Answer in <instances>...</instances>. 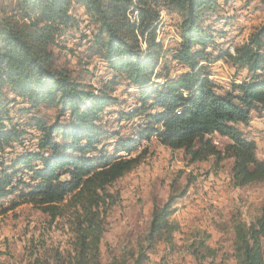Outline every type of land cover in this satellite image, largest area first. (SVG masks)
<instances>
[{"label": "trees", "instance_id": "16d2710c", "mask_svg": "<svg viewBox=\"0 0 264 264\" xmlns=\"http://www.w3.org/2000/svg\"><path fill=\"white\" fill-rule=\"evenodd\" d=\"M220 1L228 2L0 0V153L13 152L10 159H0V214L31 204L51 223L62 220L71 234L69 250L52 249L48 258L34 257L27 264H103V216L112 203L108 188L145 154L126 158L117 153H131L141 141L154 137L191 162L229 159L234 187L264 183V160L257 158L255 143L240 128L248 126L253 113L264 114V20L231 54L215 40L214 33L223 34L206 23L218 15ZM260 3L264 6V0ZM75 5L95 26L94 54L112 73L97 90L57 65L54 50L66 48L59 40L73 37L78 24L71 15ZM161 8L180 19L175 28L179 41L171 49L157 40ZM128 13H134V21ZM220 61L238 77L224 87L211 79L209 69ZM174 64L180 73L173 74ZM120 81L135 89L139 104L130 113L118 111L117 122L143 119L126 138L109 130L101 117L118 105L114 92ZM17 105L20 115L49 106L55 110L54 121L30 117L13 125ZM27 129L37 133L36 151L14 153L15 145L23 146L26 136H33ZM213 135L229 143L217 149ZM110 139L112 152L104 144ZM184 195L182 191L178 198ZM176 198L155 205L136 248L107 264H145L158 247L172 251L179 227L169 219ZM263 245L264 205L252 223L234 224L230 259L264 264ZM191 247L195 256L214 264L217 253L204 241Z\"/></svg>", "mask_w": 264, "mask_h": 264}, {"label": "rangeland", "instance_id": "374dc122", "mask_svg": "<svg viewBox=\"0 0 264 264\" xmlns=\"http://www.w3.org/2000/svg\"><path fill=\"white\" fill-rule=\"evenodd\" d=\"M218 15L210 24L216 31L215 40L229 53L241 44L253 29L264 20V6L260 0L220 1ZM71 15L78 21L72 30L73 37L61 42L64 49L54 50L57 65L66 68L76 80L91 85L95 90L112 77L107 63L94 54L93 36L96 33L90 17L78 6H73ZM134 13H128L134 21ZM180 19L170 16L160 9L157 21V40H163L164 47L171 49L179 41L176 31ZM91 48V49H89ZM163 63V60L161 61ZM211 79L223 87L229 85L237 75L223 62H217L209 68ZM173 74L181 72L172 65ZM114 96L118 105L110 112L102 113L103 121L109 130L118 132L124 138L132 136L134 126L141 124L142 117L117 122V112L130 111L138 107L137 92L128 88L125 81H120ZM12 113V124L18 125L30 117L45 118L53 122L55 110L49 106H40L30 114ZM107 113V114H106ZM67 120V119H66ZM245 137L256 146V156L264 160V114L253 113L248 126L240 127ZM32 137L26 136L23 146L15 145L14 153L36 151L37 133L27 129ZM34 133V134H33ZM211 140L217 149L222 150L229 140L213 135ZM105 142L106 149L112 152L114 147ZM141 145V146H140ZM146 146V147H145ZM140 147V148H139ZM145 153L140 163L128 174L118 179L108 188L112 201L106 208L103 219L105 233L100 244V260L103 264L124 259L125 250L136 248L139 239L146 234L153 207L162 206L171 197H177L172 208L170 222L178 225L174 234V246L158 247L156 252L148 253L145 264H210L212 259L204 261L194 255L193 243L205 242L214 249L217 257L214 264H234L230 259L233 226L236 223H252L264 205V183H252L234 187L231 182V160L216 161L208 158L204 161L191 162L182 151H171L152 138L141 141L129 154L119 151L118 157H133ZM13 152L0 153V159L8 160ZM185 191L183 197L179 193ZM5 207L8 201L4 202ZM71 234L62 220L51 223L49 218L31 204H23L0 214V264H27L34 257L48 258L52 249L65 252L70 249ZM264 253V245H263Z\"/></svg>", "mask_w": 264, "mask_h": 264}, {"label": "bare ground", "instance_id": "6f19581e", "mask_svg": "<svg viewBox=\"0 0 264 264\" xmlns=\"http://www.w3.org/2000/svg\"><path fill=\"white\" fill-rule=\"evenodd\" d=\"M148 141H145V143H147ZM141 146V145H140ZM146 147V146H145ZM140 148V147H139Z\"/></svg>", "mask_w": 264, "mask_h": 264}]
</instances>
